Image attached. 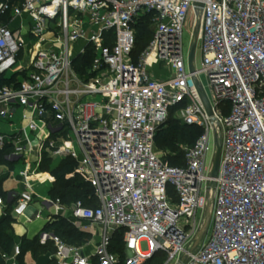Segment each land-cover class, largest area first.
<instances>
[{"label": "built area", "instance_id": "obj_1", "mask_svg": "<svg viewBox=\"0 0 264 264\" xmlns=\"http://www.w3.org/2000/svg\"><path fill=\"white\" fill-rule=\"evenodd\" d=\"M198 1L0 0V123L11 129L0 131V152L13 165L33 152L72 159L94 192L95 206L44 202L99 238L86 252L90 241L42 231L52 264H264V0H202L196 14ZM191 14L201 69L185 59ZM148 16L153 39L135 56ZM15 24L36 39L27 50ZM171 118L203 131L181 147L184 167L156 147ZM216 135L221 161L208 192ZM20 177L26 188L0 195V222L35 203L27 171ZM209 203L212 232L197 243ZM21 247L3 254L5 264H21Z\"/></svg>", "mask_w": 264, "mask_h": 264}, {"label": "trees", "instance_id": "obj_2", "mask_svg": "<svg viewBox=\"0 0 264 264\" xmlns=\"http://www.w3.org/2000/svg\"><path fill=\"white\" fill-rule=\"evenodd\" d=\"M154 30L152 27V17L148 16L142 19L137 27V44L135 49V56L140 55L149 46L153 39ZM91 57L87 59V64L90 62ZM203 131L194 126H188L184 123L171 118L163 128L159 131L156 137V147L158 150L170 148L177 154L168 157V163L172 167H184L185 156L182 151L183 145L193 146L198 138L202 135ZM4 154L0 152V158L4 161ZM46 166L42 171L49 180L53 179V189L51 197L53 200H60L65 206L70 207L77 201L84 202L87 206H95L94 192L89 182L80 174L76 172V162L72 159H67L61 162L57 168L50 170L53 166L52 159L44 153ZM0 195L5 196L0 189ZM64 218L47 226L45 231L54 232L62 240L68 244L75 246H83L91 240L90 235L78 232L72 228V223L68 228L62 226V222H66ZM14 223L13 217L9 214L5 219L0 222V264H5L3 254H12L15 244L17 242L14 236L12 224ZM22 257L29 251L32 252L35 258L41 255L54 254L56 249L52 243L42 245L38 237L33 241H26L22 243ZM113 250L123 254V244L121 238L118 236L114 241ZM23 264V263H22Z\"/></svg>", "mask_w": 264, "mask_h": 264}, {"label": "crops", "instance_id": "obj_3", "mask_svg": "<svg viewBox=\"0 0 264 264\" xmlns=\"http://www.w3.org/2000/svg\"><path fill=\"white\" fill-rule=\"evenodd\" d=\"M18 24V23H17ZM17 24L14 26L16 27ZM29 161H24L22 163L13 165L10 164L14 168L12 172L9 173V176L6 179L1 180L0 182V189L4 192L7 193L12 190H22L26 188L24 184V180L22 177H20V172L21 171H28V169L32 166L36 167L35 164H37L40 160V155L38 152H33L30 156ZM60 162L54 165L53 162V169L57 168ZM22 166V169L19 171V173L16 172L17 167ZM46 174V173H44ZM48 175V174H46ZM30 178H35V177H29L27 185L29 188L34 192L35 196V203L25 212L20 217H13L14 223L12 224L13 231H14V236L17 239V244H21L26 241H33L35 240L38 235L42 232L45 231L47 226L50 224L59 221V219L63 218L61 216H57L53 213V210H49L47 207H45L44 202L47 200H53L50 198L48 192H49V181H53V179L48 180L44 186H48L47 189L40 191L36 190L35 182L33 180H30ZM33 184L34 186H32ZM65 219V218H64ZM72 224H81L82 229L80 231L84 234H88V231H85L84 229L88 225L87 223L84 222H72ZM91 237V246L86 249V252H91L99 243V238L98 236ZM21 261V259H20ZM22 263L23 264H52L51 262V254L47 255H41L38 258H35L32 254L31 251L27 252L23 257H22ZM21 263V264H22Z\"/></svg>", "mask_w": 264, "mask_h": 264}, {"label": "rangeland", "instance_id": "obj_4", "mask_svg": "<svg viewBox=\"0 0 264 264\" xmlns=\"http://www.w3.org/2000/svg\"><path fill=\"white\" fill-rule=\"evenodd\" d=\"M194 23H195L194 16H193V14H191V15H189V18L187 21V26H186V29L184 30V35H183L184 53H185L186 61L188 59V56L190 55L191 48H192L191 30H193ZM13 29L14 30H12V31L14 33L15 38L16 39L21 38L22 34L20 33V30L18 28L15 29V26H13ZM22 38H23L24 42L26 43V50H27V47L30 43H34L36 41V39L32 38L30 35L29 36H23ZM36 48L37 47H35V49ZM202 60H203L202 52L200 50V46L198 45V47L196 49V53H195V58H194V64H195L196 69H201ZM158 69L159 68H156V70H158ZM201 82H202V84L206 90L207 95L211 98V91H210V88L208 87V81H207L205 76H201ZM15 123L17 125L19 123V121L16 120ZM0 131L3 133L11 134V129L8 126V124L0 123ZM77 150H78V148H77ZM158 151L164 155L165 161L169 160L168 159L169 155L173 156V155L177 154L175 151H173L172 149H170L168 147L165 148L164 150H158ZM212 155H213V149H211V152L209 154V161H211ZM45 157L46 156H44V152H43L40 155L39 162L37 164H35L36 167L32 166L28 169L27 178L29 179V177H35V178H30V180H33V182L37 183V184H35V186H37L36 190L43 191V190L47 189V187L49 186L50 189H49L48 194H49L50 198H52L51 197V191L53 189V181L50 180L48 186L47 185L44 186L45 183L49 180V178L46 176V174H44V172H40L46 166V162L44 161ZM58 162H59V160L55 161L54 165L57 164ZM21 169H22V166L17 167L16 172L19 173V171ZM52 169H53V167H50V170H52ZM13 170H14V168L12 166H10L9 163H7L5 160L3 161L0 158V182H1V180L6 179L9 176V173L12 172ZM31 185L34 186L33 184H31ZM65 220H67V221L62 222V226L64 228H68V225L71 223V221L68 219H65ZM206 220H207V217L205 215V221ZM71 226H72V228H75L78 232H81L80 231V229H82L81 224L80 225L79 224H72ZM212 228H213V224H212V222H210L206 239H208V237L210 236V234L212 232Z\"/></svg>", "mask_w": 264, "mask_h": 264}, {"label": "water", "instance_id": "obj_5", "mask_svg": "<svg viewBox=\"0 0 264 264\" xmlns=\"http://www.w3.org/2000/svg\"><path fill=\"white\" fill-rule=\"evenodd\" d=\"M201 1L202 0L196 2L194 5L196 14H198L199 11L203 8V3ZM197 35H198V32L196 30L194 37H193V40H192V48H191V52L189 55L190 69H192L193 61H194L195 53H196V49H197ZM200 93H201L203 103H204L208 113L210 115H212L213 113H212V109H211V105L209 103V100L207 99V97L205 96L203 91L200 90ZM221 153H222L221 140L216 135V152H215L214 157H213L212 167H211V171H210V176H211L212 180L210 182H208V184H207L208 192H214L216 189V183L214 182V179L217 177V175L219 173ZM205 215L207 217V220L203 224V227L200 231V235H199V239H198L197 243H200L201 241L204 240V237H205V235L209 229L210 203L207 206ZM184 263H186V261H184Z\"/></svg>", "mask_w": 264, "mask_h": 264}, {"label": "bare ground", "instance_id": "obj_6", "mask_svg": "<svg viewBox=\"0 0 264 264\" xmlns=\"http://www.w3.org/2000/svg\"><path fill=\"white\" fill-rule=\"evenodd\" d=\"M36 47H37V48L35 49L36 51L40 49V45H37Z\"/></svg>", "mask_w": 264, "mask_h": 264}]
</instances>
